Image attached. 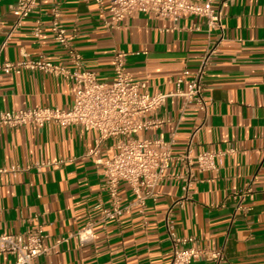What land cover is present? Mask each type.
I'll use <instances>...</instances> for the list:
<instances>
[{
    "label": "crops",
    "instance_id": "0c3cea01",
    "mask_svg": "<svg viewBox=\"0 0 264 264\" xmlns=\"http://www.w3.org/2000/svg\"><path fill=\"white\" fill-rule=\"evenodd\" d=\"M226 1L224 37L205 19L184 16L177 22L148 13L132 15L121 27L110 23V0H41L16 29L12 6L0 0V61L25 55L72 66L66 50L53 38L51 12L78 29L73 46L99 78H114L113 57L127 53L126 69L151 92L177 90L185 68L196 69L200 56L213 48L206 84L207 114L181 113L182 100L170 95L158 115L167 121L140 137L173 141L175 155L187 149L232 151L217 168L186 172L173 161L157 186L155 198L136 203L126 182L119 186L123 205L119 220L102 221L111 196L94 157L86 155L98 133L78 125L55 123L0 126V233H23L43 224L53 252L36 264H169L173 257L170 230L192 236L207 249L224 252L221 264H264V0ZM37 21L42 32L35 36ZM187 81L182 88L187 89ZM74 80L33 70H19L0 83V108L72 106ZM194 135V136H193ZM107 139L101 156L114 152ZM242 207V208H240ZM13 259L0 256V264ZM194 264H209L206 259Z\"/></svg>",
    "mask_w": 264,
    "mask_h": 264
},
{
    "label": "built area",
    "instance_id": "2783aa9c",
    "mask_svg": "<svg viewBox=\"0 0 264 264\" xmlns=\"http://www.w3.org/2000/svg\"><path fill=\"white\" fill-rule=\"evenodd\" d=\"M90 1V0H85ZM101 4L104 0H92ZM41 0H15L12 13L15 17L14 29L20 27L39 6ZM226 1L215 5L214 0H110L112 26L121 27L126 18L139 13H148L157 18L177 22L184 16H198L205 19L209 29L220 31L224 37V8ZM50 29L54 40L65 48L72 66L54 62L44 55L30 57L25 55L17 60L0 61V83L3 77L19 70H33L69 78L76 83L72 106L63 109L54 106L27 107L15 110L0 108V126L10 127L36 125L44 127L55 123L64 128L78 125L98 133L95 145L86 155L92 156L100 165L101 173L111 196L110 206L102 211V221L119 220L126 206L119 193L122 182L129 184L135 194L136 203L145 206L149 198H155L157 186L165 179L173 161L184 164L186 172L193 173L196 168L203 172L217 168L220 157L232 151H202L193 153L187 149L175 155L173 141L163 136L140 137L146 131L160 128L167 119L158 115L159 109L170 95L182 100L181 113L197 109L207 114L210 96L206 75L211 63L213 48L205 51L192 72L185 68L176 80L177 90L171 93L151 92L146 81L134 80L126 69L127 53L116 52L113 57L114 78L104 81L96 71L88 69L82 54L73 46L78 29L69 30L61 20L58 5L51 12ZM42 25L37 21L34 33L39 37ZM187 81V89L182 84ZM194 136V135H193ZM109 138H115L114 152L109 157L101 156V148ZM242 208V207H240ZM173 241V257L169 264H194L206 259L209 264H221L224 252L207 249L195 243L192 236L178 235L170 230ZM48 233L43 224L23 233H0V256H12L4 264H36V259L48 255L59 244L47 245Z\"/></svg>",
    "mask_w": 264,
    "mask_h": 264
}]
</instances>
